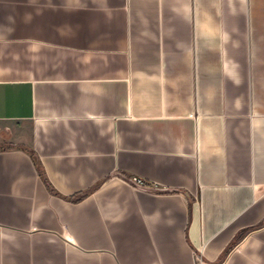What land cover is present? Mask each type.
<instances>
[{
	"label": "crops",
	"instance_id": "0c3cea01",
	"mask_svg": "<svg viewBox=\"0 0 264 264\" xmlns=\"http://www.w3.org/2000/svg\"><path fill=\"white\" fill-rule=\"evenodd\" d=\"M0 264H264V0H0Z\"/></svg>",
	"mask_w": 264,
	"mask_h": 264
},
{
	"label": "built area",
	"instance_id": "2783aa9c",
	"mask_svg": "<svg viewBox=\"0 0 264 264\" xmlns=\"http://www.w3.org/2000/svg\"><path fill=\"white\" fill-rule=\"evenodd\" d=\"M136 181L141 185L145 186V182L142 179H136Z\"/></svg>",
	"mask_w": 264,
	"mask_h": 264
}]
</instances>
